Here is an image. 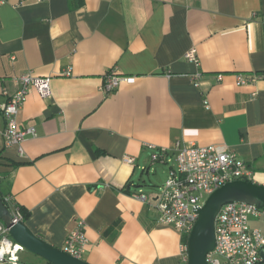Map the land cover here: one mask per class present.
Instances as JSON below:
<instances>
[{
	"label": "crops",
	"instance_id": "crops-1",
	"mask_svg": "<svg viewBox=\"0 0 264 264\" xmlns=\"http://www.w3.org/2000/svg\"><path fill=\"white\" fill-rule=\"evenodd\" d=\"M28 73L52 96L28 95L19 147L0 119V192L55 248L83 222L88 264H182L183 235L133 197L159 193L178 144L235 153L264 186V0H0V110ZM110 73L136 80L105 94Z\"/></svg>",
	"mask_w": 264,
	"mask_h": 264
},
{
	"label": "built area",
	"instance_id": "built-area-1",
	"mask_svg": "<svg viewBox=\"0 0 264 264\" xmlns=\"http://www.w3.org/2000/svg\"><path fill=\"white\" fill-rule=\"evenodd\" d=\"M188 62L199 65L196 51L185 54ZM72 76V68L63 74ZM134 77H123L110 73L105 77L102 91L113 93L122 83L134 84ZM19 89L0 110V119L5 122L3 137L7 146H20L28 137H36L34 128L19 130L18 116L31 91H36L42 98L52 96L51 77H39L30 73L15 79ZM247 81L238 77V85ZM21 153L22 150L20 149ZM167 149L155 150L152 162L170 163ZM174 167H171L167 181L159 193L150 198L144 193L133 197L142 203L152 204L158 213V223L169 226L183 235L180 245L182 264H189L188 238L198 220L197 211L202 208L207 198L217 189L233 181H253L254 173L235 153L221 152L213 146L196 144H178L174 153ZM125 163L133 165L135 159L126 157ZM4 204L14 217V224L22 221L20 207L11 196H4ZM253 220L264 221V206L243 203L224 205L215 222L216 245L207 256L208 264H260L264 250V235L251 226ZM87 244L84 223L70 233L65 241L63 252L81 259ZM24 248L14 242L8 229L0 223V264H22L19 253Z\"/></svg>",
	"mask_w": 264,
	"mask_h": 264
},
{
	"label": "water",
	"instance_id": "water-1",
	"mask_svg": "<svg viewBox=\"0 0 264 264\" xmlns=\"http://www.w3.org/2000/svg\"><path fill=\"white\" fill-rule=\"evenodd\" d=\"M229 203L264 206V186L253 181H233L214 191L197 211L198 220L188 238L189 264H208L207 256L216 245L215 222L221 208ZM0 222L8 229L9 237L24 250L45 259L50 264H88L69 256L34 235L19 221L14 224L11 211L0 198ZM264 263V250L261 252Z\"/></svg>",
	"mask_w": 264,
	"mask_h": 264
},
{
	"label": "trees",
	"instance_id": "trees-1",
	"mask_svg": "<svg viewBox=\"0 0 264 264\" xmlns=\"http://www.w3.org/2000/svg\"><path fill=\"white\" fill-rule=\"evenodd\" d=\"M0 198L4 202V196L1 194V192H0ZM20 211H21V214H22V221H25L26 219H28L29 213L27 211H25L24 209H22V208H20Z\"/></svg>",
	"mask_w": 264,
	"mask_h": 264
}]
</instances>
